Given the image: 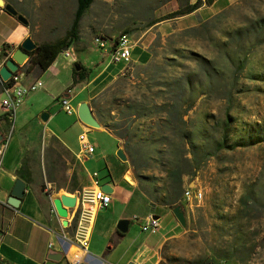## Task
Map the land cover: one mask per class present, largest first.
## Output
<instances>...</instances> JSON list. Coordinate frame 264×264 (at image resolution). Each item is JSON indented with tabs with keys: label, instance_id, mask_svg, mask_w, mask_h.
Listing matches in <instances>:
<instances>
[{
	"label": "rangeland",
	"instance_id": "rangeland-1",
	"mask_svg": "<svg viewBox=\"0 0 264 264\" xmlns=\"http://www.w3.org/2000/svg\"><path fill=\"white\" fill-rule=\"evenodd\" d=\"M7 1L29 19L41 42L64 38L78 8V0ZM188 2L94 0L73 45L83 51L84 60L78 61L83 63L98 56L92 55L93 48H101L96 36L114 43L124 34L131 37V62L117 75L107 77L105 71L97 78L105 81L91 103L104 123L135 146L137 170L129 158L133 182L125 180L146 193L153 206L184 211L186 224L176 217L177 231L161 249V264H264V0H236L188 28L178 24L193 17L178 23L163 19ZM162 21L167 23L159 29ZM110 56L99 58L96 73L109 60L111 68L118 64ZM62 97L54 107L68 114ZM229 117L228 144H239L220 147ZM79 132L75 128L71 135ZM88 136L114 155L108 133L94 129ZM250 138L254 143H242ZM119 143L126 149L125 141L119 138ZM44 148L53 187L74 190L79 180L67 173L73 160L65 146L51 136ZM184 153L190 160L182 158ZM124 163L108 168L104 160L99 173L122 175ZM179 172L184 173L181 188ZM189 186L202 190L201 201L185 199ZM133 209L141 217L145 211L134 199L125 212L129 221ZM160 234L142 230L139 223L129 230L138 238Z\"/></svg>",
	"mask_w": 264,
	"mask_h": 264
},
{
	"label": "crops",
	"instance_id": "crops-1",
	"mask_svg": "<svg viewBox=\"0 0 264 264\" xmlns=\"http://www.w3.org/2000/svg\"><path fill=\"white\" fill-rule=\"evenodd\" d=\"M196 1L189 0L188 4H194ZM235 1L214 0L213 4H210L203 0L201 6L194 11L167 20L178 23L193 17L189 24H178V29L192 27L211 18ZM164 21L158 25L159 29L167 23ZM175 29L168 31L167 34L174 32ZM28 36H31L36 44L44 43L34 37L30 23L26 25L4 8H0V45L8 46L7 52H0V69ZM134 49L133 46L132 55ZM66 51L70 55H67ZM82 52L75 45H71L60 52L46 70H42L31 60L29 52V56L15 72L20 76V85L30 87L37 82L39 86L25 96L23 103L16 111L13 135L0 167V262L4 264H73L74 253L68 248L69 244L63 241L61 234L68 232L71 236L75 235L76 230H81L82 219L80 220L76 213L77 208L69 209V215L66 218L60 216L56 208L54 209L53 198L63 194L77 196L84 188H94V172H98L102 186L108 184L111 188L108 192L112 194L113 201L108 208L98 210L94 216L88 250H83V260L86 263L99 264L101 260L111 264H128L131 261L137 264L161 263V249L177 231L178 223L173 209L162 205L153 206L146 193L137 192L136 185L125 180L126 178L133 182L128 178L131 171L129 157L127 161L118 157L117 150L122 146L119 138L103 124L91 103V99L102 90L100 83L105 81L103 78L97 82V78L105 71H107V77L117 75L126 64L118 63L111 68L109 60L100 72L96 73L94 66L99 63V58L102 59L110 53L105 48H93L92 55H98L97 58L92 59L94 58L92 57L82 63L89 71V77L72 86L75 64L80 59L84 60ZM5 82L0 76V133L4 136L12 125L11 119L6 116L1 106L7 95ZM71 86L72 88L69 89ZM56 95L67 97L75 107V111L72 114H63V110L54 107L57 101ZM85 101L90 104L101 127H89L79 117V106ZM44 110H49L51 113L47 121L41 118ZM75 128L80 130L77 137L71 135V131ZM94 129L110 135L109 147L114 151L113 156L107 155L98 143L93 154L84 155L80 151V134L85 131L93 132ZM51 136L57 137L72 157L73 164L69 159L67 160V164L71 163L67 173L71 176L75 174L79 180L74 190L65 189L63 186L53 187L55 180L47 176L48 160L44 146L47 145ZM104 160L108 168L110 164L117 166L120 165V161L125 162L123 174L118 176L112 171L107 174L99 173ZM18 179L25 181V194L19 206L13 207L8 203V199ZM134 199L140 206L145 207V211L141 217L133 209L128 230L121 232L117 227L118 222L126 218V209ZM163 213L166 216L165 220L161 219ZM155 214L160 215L161 225L157 231L161 233L159 236L153 239L149 235L142 238L129 236V230L135 223H139L142 228V224ZM65 220L68 221L67 225H64ZM97 230L100 234L96 236ZM112 240L115 245L109 248ZM51 241L54 242V248L49 247Z\"/></svg>",
	"mask_w": 264,
	"mask_h": 264
},
{
	"label": "built area",
	"instance_id": "built-area-1",
	"mask_svg": "<svg viewBox=\"0 0 264 264\" xmlns=\"http://www.w3.org/2000/svg\"><path fill=\"white\" fill-rule=\"evenodd\" d=\"M95 41L101 48L109 50L111 59L114 62H123L128 65L132 60L133 44L129 35H122L117 43L109 41V39L99 35L95 37ZM8 46L0 45V52H7ZM67 55H70L66 51ZM11 55V54H10ZM9 81V80H8ZM20 76L15 73L10 78V84L5 86L6 98L2 102V108L5 110L6 116H8L12 125L6 136L3 135V139L0 141V167L3 163V158L6 152V148L11 140L14 131V120L17 109L23 103L25 96L38 88V83L32 84L30 87H24L19 84ZM7 82V81H6ZM62 108L69 114L75 111V107L71 104L70 100L63 96L62 97ZM91 127V126H89ZM80 151L84 155L93 154L96 151V144L93 143L89 136L88 131L80 134ZM98 172H94V188H84L77 194L76 205L72 208H77L76 213L79 215L81 222V230H76L75 235L71 236L68 232H63L61 237L63 241L68 243V248L76 246L78 250L74 251L73 264H88L83 260V250H88L89 236L91 233V223L93 222L94 216L98 210L108 208L112 201V194L103 189ZM184 197L187 201L198 200L201 201L203 198V192L197 187H187L184 192ZM55 209V205H54ZM71 209V208H69ZM137 218V217H136ZM80 225V224H79ZM160 218H154L150 216L147 222L142 224L144 231L157 232L160 228ZM50 248H54V242L49 243ZM99 264H111L106 260H101ZM157 264H161L160 262ZM215 264H229L226 260H221Z\"/></svg>",
	"mask_w": 264,
	"mask_h": 264
},
{
	"label": "water",
	"instance_id": "water-1",
	"mask_svg": "<svg viewBox=\"0 0 264 264\" xmlns=\"http://www.w3.org/2000/svg\"><path fill=\"white\" fill-rule=\"evenodd\" d=\"M208 3L213 4L214 0H206ZM0 8H4L8 13L16 16L22 23L28 25L29 19L21 13L12 3L7 2V0H0ZM37 44L34 42L31 36H28L21 44V47L15 50V52L12 54L10 58L6 60L5 65L0 69V76L4 81L10 80V78L13 76L15 72L19 70V65L24 63L25 59L29 56V52L35 49ZM69 47L66 46L65 49H68ZM77 66V64H75ZM80 69V67H77ZM79 117L81 120L86 123L88 126L91 127H101V123L96 119V117L93 114L92 108L88 102H82L79 106ZM51 116V113L49 110H44L41 113V118L44 121H47ZM3 139V134L0 133V141ZM117 155L120 159L123 161L128 160V156L125 152V150L120 147L117 150ZM25 181L22 179H18L15 187L12 191L11 197L8 199V203L12 205L13 207H18L21 199L23 198L25 194ZM103 189L108 191L111 190L109 188L108 184H104ZM77 197L76 196H69L67 194H63L61 196L53 198V203L55 205V208L60 216L63 218L68 217L69 215V208H72L76 205ZM173 212L175 216L178 218V220L182 224H186V218L183 209L181 206H176L173 208ZM154 218H159L160 215L155 214L153 216ZM68 221H64V225H67ZM129 226V220L126 218L121 219L118 222V229L121 232H126L128 230ZM128 264H137L134 261L129 262Z\"/></svg>",
	"mask_w": 264,
	"mask_h": 264
},
{
	"label": "trees",
	"instance_id": "trees-1",
	"mask_svg": "<svg viewBox=\"0 0 264 264\" xmlns=\"http://www.w3.org/2000/svg\"><path fill=\"white\" fill-rule=\"evenodd\" d=\"M93 1L94 0H78V8H77V11L75 14V18L73 20V23H72L67 35L64 38H61V39H58V40L52 41V42H44L41 44H37L36 48L33 49L32 51H30L31 60L33 62H35L37 65H39L42 70L48 69L49 66L55 61V59L57 58L59 53L62 52L66 46L70 47L71 45L74 44L75 40L78 38L81 18L83 16L85 10L91 5V3ZM202 3H203V0H197L194 4H188L185 8H179L177 10H173V11L167 13L163 19H171L174 17H178L181 15H185L187 13H190V12L194 11L195 9L199 8ZM76 64H77V66H75L74 71H73L74 72L73 73L74 74V81H73L72 86L89 77V71H87L86 67L80 62H77ZM78 66L80 67V69L77 68ZM8 84H10V80L5 82V86H7ZM189 84H190V82H189ZM72 86L69 89H71ZM191 90H192V88H191ZM139 109H141V108H139ZM103 124L110 130H113V131L116 130V127H114L112 124H108V123H104V122H103ZM231 126H232V121H231V117H229V120H227L225 122V134L222 137V140L220 142V147H233V146L239 144L238 142H236L235 145L228 144L229 143L228 142L229 141L228 140L229 139L228 131L230 130ZM115 134L120 139L125 141V147H126L125 151L127 152L129 150L130 153L129 154L127 153V154L129 156V158L132 160V164L134 165L135 169L137 170L136 160L134 159V156L137 155V152L135 151V146H134L133 142L131 141V139L125 138V136H122L116 132H115ZM242 143H254V142L250 138L248 142H242ZM182 158L184 160H190V158H188V156H186V153H184L182 155ZM177 161L178 160H176L175 162H177ZM183 174H184L183 172L178 173V181L177 182H178V187H180V188L182 187V184H183ZM137 175L140 176L139 174H137ZM72 179H76L75 174L72 176ZM173 206H171V207L173 208ZM114 245H115V242H114V240H112L110 242L109 248L114 247ZM109 248H107V250ZM0 264H4V263L0 262Z\"/></svg>",
	"mask_w": 264,
	"mask_h": 264
},
{
	"label": "bare ground",
	"instance_id": "bare-ground-1",
	"mask_svg": "<svg viewBox=\"0 0 264 264\" xmlns=\"http://www.w3.org/2000/svg\"><path fill=\"white\" fill-rule=\"evenodd\" d=\"M95 128H99V127H95ZM128 178H130V179L132 180V177H130L129 175H128ZM75 248H77V247H76V246H73V247H72V252L78 250V248H77V249H75ZM74 249H75V250H74Z\"/></svg>",
	"mask_w": 264,
	"mask_h": 264
}]
</instances>
